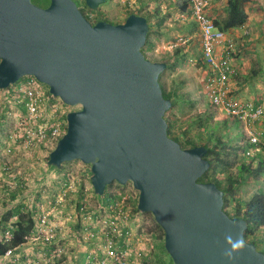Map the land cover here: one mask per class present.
Returning <instances> with one entry per match:
<instances>
[{"label": "water", "instance_id": "95a60500", "mask_svg": "<svg viewBox=\"0 0 264 264\" xmlns=\"http://www.w3.org/2000/svg\"><path fill=\"white\" fill-rule=\"evenodd\" d=\"M109 0H85L92 10ZM150 23L132 13L122 23H92L76 0H0V88L33 76L69 106L67 129L48 164L81 160L91 165L98 195L129 181L138 209L151 212L165 233L175 264H230L227 234L246 247L234 264H264V252L248 241V221L224 209V191L201 181L211 167L205 145L184 148L168 133L160 77L165 60L143 51Z\"/></svg>", "mask_w": 264, "mask_h": 264}, {"label": "built area", "instance_id": "2783aa9c", "mask_svg": "<svg viewBox=\"0 0 264 264\" xmlns=\"http://www.w3.org/2000/svg\"><path fill=\"white\" fill-rule=\"evenodd\" d=\"M189 1L190 15L201 34L202 59L208 68L205 94L211 105L244 123L252 145L247 154L251 155L261 143L263 131L258 129L257 123L264 117V97L261 103L256 104L233 95L231 79L236 74L233 63L234 41L209 15V0ZM187 42L186 37L180 36L169 48ZM39 83L34 78L23 80L15 86L13 95L16 108L8 109L6 118L10 120L12 117L9 116L14 114L17 121L15 124L9 122L8 136L3 140L6 154L14 149L11 141L25 147L46 142L56 144L65 133L67 114L71 108L59 97L51 93L52 96L48 95ZM22 104L26 113L22 110ZM4 169L9 167L5 164ZM73 187L70 178L63 180L60 185L63 195L56 198L54 206L42 208L36 228L26 237V243L36 248L25 255V264H37L41 256L45 264H72L73 257L69 263L65 262L69 247L62 241L72 234L87 245L84 264H146L143 263L144 259L148 264H158L152 258H146L147 253L142 246L143 237L137 232L134 201L130 194L113 187L110 199L98 204L84 202L79 207L76 204L71 208V200L67 202L64 198ZM59 206H67L68 210L62 212ZM11 228L1 232L6 241L12 237ZM3 257L8 264H14L20 255L8 249ZM74 264L79 263L74 261Z\"/></svg>", "mask_w": 264, "mask_h": 264}, {"label": "rangeland", "instance_id": "374dc122", "mask_svg": "<svg viewBox=\"0 0 264 264\" xmlns=\"http://www.w3.org/2000/svg\"><path fill=\"white\" fill-rule=\"evenodd\" d=\"M33 1L37 3L36 0ZM78 1L80 7L90 16L92 22L109 20L113 23H122L126 20L128 13L136 9L140 4L144 5V11L147 9L152 11L155 10V8H159L162 15L161 17L166 16L168 18L169 15L167 16V13L169 12V14H172L175 10L173 4L174 0H109L107 3L102 4L99 8L94 10L86 5L85 0ZM152 22L156 23L157 21H155L154 18ZM186 23L187 21H183L181 24L185 25ZM195 29L197 33L190 39V46H188V44L186 46H179L182 48L179 54L180 56H178V67L174 70L167 68L160 77V81L167 92H173L175 88H178V94L176 95L178 103L171 109L177 115L178 121L172 128V133L176 136L183 137L187 131L190 136H195L205 128L216 129L219 132H226L225 139H227V134H229L233 139L234 145L240 144L243 142L241 139L242 134L244 132L246 134L244 123L240 120L236 121V123V119L229 116L224 110L211 105L205 96L203 87L204 70L202 69L204 64L201 60L199 46L200 32L196 28V25ZM176 34L177 31L166 29V26L159 25L157 31L154 30L151 34V39L155 43V48L153 50L146 49L147 57L153 61H160L164 60L167 55L174 54L176 48H169L166 42L174 39ZM193 51H195L197 57L196 54L192 55V61H190L188 55L192 54ZM199 69L200 71H198ZM194 72H196V74L192 75ZM39 85L45 92L49 90L46 84L40 82ZM13 91H9L8 89L6 91H0V219L4 213L21 202H24L27 208L32 211L35 209L41 210L43 206H54L56 198L64 193L60 188L61 182L68 178H70L74 187L64 199H66L67 202L71 200V208L75 207L76 203L82 200L90 204L103 202L101 196L105 197L107 194L98 195L95 193L90 178V166H87L81 160L66 162L61 170L53 168L48 164L47 158L57 143L52 144L46 142L25 147L24 145L11 141L14 149L10 154H6L3 140L8 136L9 122L12 121V123L15 124L17 121V117H15L14 114L9 116L12 117L10 120H8V117L6 118V109L10 110L12 109L11 107L16 108V98L14 97L15 95H13ZM78 107L79 106L71 109ZM6 121H8V125L5 128L3 126ZM189 123L190 126L189 129H187L186 126H188ZM200 124H202V126ZM257 126L259 130L263 131V134L261 137L262 142L260 146L255 149L254 154L259 153L256 155L264 159V117L258 121ZM206 136L207 132L204 134V137ZM245 139L247 140V137H245ZM240 155L242 158L239 160V163L246 160L243 158L242 152ZM5 164L9 169H4ZM254 166H256V163ZM237 171L238 165L236 164V166L232 168V172L236 173ZM218 177L224 179L225 174H219ZM17 183L22 184L19 185L21 187L19 189L21 190L18 197L12 200L10 198V191L17 189ZM113 185V187H118L117 185L122 184L114 182ZM113 187H110L109 191ZM260 188L264 190V175H260L256 183H243L237 190L236 195L240 197L242 201H245ZM122 190L132 196L134 206L136 207V203L139 199V191L134 188L133 183L129 181L122 187ZM59 209L65 212L68 210V207L59 206ZM135 219L136 225L138 226L137 232L143 237L142 246L144 250L151 255L153 253V259L158 264H175L169 253L163 247L164 240L156 237L158 232L160 233L164 230H153L157 222L153 214L151 212L136 211ZM13 220L14 218L12 221ZM1 232L2 224L0 223V237H2ZM251 238H255L254 240L257 248L264 251V227L258 228ZM62 241L64 244L68 245L67 247L72 246L71 250L68 248L69 251H72L74 247L79 248V243H83L79 237L74 234L67 236V238L64 237Z\"/></svg>", "mask_w": 264, "mask_h": 264}, {"label": "trees", "instance_id": "16d2710c", "mask_svg": "<svg viewBox=\"0 0 264 264\" xmlns=\"http://www.w3.org/2000/svg\"><path fill=\"white\" fill-rule=\"evenodd\" d=\"M50 0H36L39 5H46ZM78 5L79 1L76 0ZM141 1V0H140ZM254 2V0H227L226 3V14L221 19H215V23L223 30L229 31L232 28L243 26L247 23L249 18L248 12V4ZM190 1L189 0H175L174 6H176L181 12L190 11ZM144 5L140 4L136 7V9L130 11L128 16L132 13L142 14L145 15L150 23V30L148 32L147 41L145 46L143 47V51L146 54V49L153 50L155 48V43L151 39V34L161 23H163L166 19V16H161L160 9L155 8V10L147 9L144 11ZM82 9V8H81ZM85 16L90 19V16L82 10ZM127 16V17H128ZM168 16V15H167ZM155 17L160 18L157 20L156 23L152 22V19ZM109 21V20H107ZM112 22V21H109ZM96 23V22H92ZM113 23V22H112ZM182 48V47H181ZM181 48L177 47L174 54H169L165 57V61H167L168 68L172 70L176 69L179 64L178 56H180ZM147 56V55H146ZM201 64V62H200ZM34 79L33 76H25L22 80L18 81L16 84L11 85L6 89H1L0 91H6L7 89L13 91L15 86L18 85L23 80ZM164 95L167 98L172 99V107L166 112V119L168 122V133L171 137L176 139L184 148L195 147L198 145H205L208 149V153L206 155L207 158L211 161V167L209 170L201 177V181H212L218 185L224 191V209L228 212L230 216H241L247 219L248 221V228L245 231V237L248 241H252L255 243V238H251L255 234V231L260 228L264 227V190L259 189L253 193L249 197V199L242 201L240 197H237L236 192L239 187L243 183H256L258 177L260 175H264V159L260 158L256 154L248 155L247 149L251 146L247 140L245 139L243 143L234 145L232 137L227 134V139H225L226 132H219L216 129H203L195 136H190L187 131L183 135V137L176 136L172 133V128L175 126L176 122L178 121L177 115L171 110L177 103L178 99L176 98L178 94V88L175 90L167 92L166 89L163 87ZM47 94L51 95L49 90H47ZM52 96V95H51ZM69 108H73L72 106L67 105ZM22 110L26 113V108L21 105ZM1 110V108H0ZM8 111V109H6ZM43 120V119H42ZM239 121L236 118L235 122ZM237 123V122H236ZM8 122H5L3 127H7ZM202 126V124H200ZM190 123L188 124L187 129H189ZM67 127L65 126V129ZM227 131V130H225ZM205 132H207V136L204 137ZM244 137H247L245 132L242 134ZM241 152L243 153V158L246 160L241 161L242 156L240 155ZM249 159V161H248ZM49 157L47 158V161ZM256 163V166L254 164ZM238 165V171L236 173L232 172V168ZM52 166V165H50ZM89 166V165H87ZM56 169H63L64 163L61 167H55ZM91 172V169H90ZM219 174H225L224 179H220L218 177ZM114 183L107 186L105 197L101 196L102 200H108L112 197V193H110L109 188L113 187ZM19 185L20 183L16 184L17 189L11 190V199L15 200L21 188ZM117 188L124 187L125 185H117ZM84 200L77 202V206H81ZM52 207V206H49ZM48 208V207H42ZM41 208V210H42ZM39 209H35L32 211L31 209L27 208V205L24 202L18 203L14 205L9 211L4 213L2 218L0 219V223L2 224V232L5 231L8 227H12V237L9 241H6L4 237H0V256L5 255L8 249H16L20 248L23 244L26 243V237L34 231L36 228V223L38 219V215L41 212ZM136 210L140 212L138 209V202L136 203ZM14 220L12 221V219ZM10 223V224H8ZM162 227L156 222V227L153 230L160 231ZM154 233V232H153ZM157 238L163 239V247L165 249V233L158 232ZM85 244V243H84ZM263 251V250H262ZM264 252V251H263ZM146 258L150 257L153 259L152 255L149 252H146ZM67 259V258H66ZM154 260V259H153ZM155 261V260H154ZM156 262V261H155ZM143 263L148 264L146 259L143 260Z\"/></svg>", "mask_w": 264, "mask_h": 264}, {"label": "crops", "instance_id": "0c3cea01", "mask_svg": "<svg viewBox=\"0 0 264 264\" xmlns=\"http://www.w3.org/2000/svg\"><path fill=\"white\" fill-rule=\"evenodd\" d=\"M226 3L227 0H209V15L214 19L223 18L226 14ZM174 9V13H167L169 19L166 17L168 20L165 19V21L161 23V25L166 26V29L177 31L174 39L166 42L168 43L167 46L170 47L172 42L178 41L180 36L186 37L188 39L186 45L188 44V46H190V39L197 33L195 29V25L198 29L197 23L192 16L184 14V12H181L176 6ZM247 9L249 12L247 23L228 31L229 36L234 41L233 63L236 69V74L232 77L231 83L235 97L242 100H252L254 103L259 104L264 97V0H254V2L248 4ZM157 20L158 18L155 17V21ZM183 21H187V23L182 25L181 23ZM199 46L202 60L201 35ZM193 52L188 55L190 61H192V55L196 54L195 51ZM202 69L204 70L205 82L208 69L207 66ZM198 71H200V69ZM195 74L196 72L192 75ZM241 139L242 141L245 140L244 135H242ZM86 247V244L80 242L79 248L74 247L72 251L68 252V261L65 260V262L69 263V259L73 257L75 263L84 264ZM35 248L36 246L25 243L20 248L16 249L15 252L19 254L20 257L14 264H25V255L31 253ZM69 248L71 249L72 246ZM74 261L72 264H74ZM0 264H8L6 258L3 256H0ZM37 264H45L43 256L39 258Z\"/></svg>", "mask_w": 264, "mask_h": 264}, {"label": "clouds", "instance_id": "9594fccd", "mask_svg": "<svg viewBox=\"0 0 264 264\" xmlns=\"http://www.w3.org/2000/svg\"><path fill=\"white\" fill-rule=\"evenodd\" d=\"M188 11H186V12H184V13H187ZM188 15H190V11L188 12ZM191 16V15H190ZM215 20V19H214ZM199 30V29H198ZM200 32V31H199ZM228 32V31H227ZM201 35V34H200ZM183 45H186V44H182V45H179V46H183ZM179 46H177V47H179ZM177 47H175V48H177ZM174 48V49H175ZM172 49V48H171ZM202 61H203V59H202ZM169 64V63H168ZM203 64H204V67H206L207 65L204 63V61H203ZM208 69V68H207ZM22 80V79H21ZM37 80V79H36ZM204 84H205V82H204ZM234 95V94H233ZM205 96H206V94H205ZM207 97V96H206ZM208 99V98H207ZM251 101V100H250ZM74 109H76V108H74ZM71 110H73V109H71ZM70 110V111H71ZM232 118H234V117H232ZM234 119H236V118H234ZM238 119V118H237ZM240 120V119H239ZM241 121V120H240ZM67 129V128H66ZM246 129V128H245ZM65 132H66V130H65ZM246 134H247V142L251 145V143H250V141H249V135H248V132H247V130H246ZM243 142H244V140H243ZM242 142V143H243ZM262 142V141H261ZM261 144V143H260ZM260 144H259V146H260ZM258 146V147H259ZM252 147V145L247 149V151L250 149ZM256 149V148H255ZM255 149H254V152H255ZM247 153V152H246ZM254 154V153H253ZM253 154H251V155H253ZM70 162V161H69ZM66 163V162H65ZM84 163V162H83ZM86 165H89V164H86ZM90 166V168H91V165H89ZM92 174V173H91ZM91 178V177H90ZM135 188V187H134ZM136 189V188H135ZM95 191V190H94ZM103 201H106V200H103ZM135 207V206H134ZM137 210H136V207H135V212H136ZM225 241H226V244L228 245V247L227 248H225L224 249V251H223V256L230 262V264H234V262L236 261V260H238L239 258H240V253H242L243 251H244V249H245V247H246V240L244 239V237H243V235L241 234V235H239V236H237V237H233V235L232 234H227L226 236H225ZM71 250V249H70Z\"/></svg>", "mask_w": 264, "mask_h": 264}, {"label": "flooded vegetation", "instance_id": "af4514ba", "mask_svg": "<svg viewBox=\"0 0 264 264\" xmlns=\"http://www.w3.org/2000/svg\"><path fill=\"white\" fill-rule=\"evenodd\" d=\"M49 3H50V1H49L46 5H42V6H48ZM79 6H80V5H79ZM80 8H82V7H80ZM81 10H84V9L82 8Z\"/></svg>", "mask_w": 264, "mask_h": 264}]
</instances>
